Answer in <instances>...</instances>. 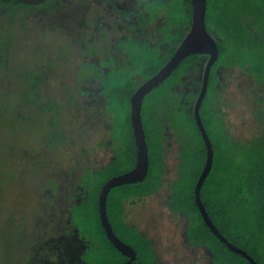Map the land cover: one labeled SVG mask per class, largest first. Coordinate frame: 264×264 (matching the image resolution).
Here are the masks:
<instances>
[{"label":"trees","instance_id":"trees-1","mask_svg":"<svg viewBox=\"0 0 264 264\" xmlns=\"http://www.w3.org/2000/svg\"><path fill=\"white\" fill-rule=\"evenodd\" d=\"M7 1L26 5L20 0ZM7 1L0 6L6 8V17L0 18V57L9 54L12 48L9 36L13 24L8 9L11 14L24 15L23 9ZM140 2L144 10L140 18L142 27L165 18L158 27L162 36L159 44L152 45L142 34L119 38L115 42L116 49L124 54L126 62L118 63L117 55L101 58L98 64L81 61L76 73L78 83L93 77L99 82L105 111L110 116L108 130L114 151V158L102 167L84 169L80 181L84 186L83 195L79 202L71 205L72 224L85 243L82 264H158L153 239L127 220V203L131 198L150 195L165 184L168 132L176 139L179 158L177 175L169 184V207L175 214L187 216L186 234L190 245L210 249L213 264H264V127L249 139L235 137L228 125V112L219 87L221 68L247 69L263 87L257 113L264 120V0L207 1L206 24L217 39L219 54L211 68L207 93L200 107L214 147L213 164L201 188L202 201L220 232L249 256L222 241L206 223L196 203L194 190L206 162L207 148L194 115L198 93L185 92L178 86L186 76L200 71L202 53L187 55L163 82L146 94L142 120L148 142V174L143 180L116 185L108 194L107 213L113 229L136 251L130 262L131 256L119 250L106 234L98 204L101 188L110 177L133 168L137 160L131 97L137 87L168 60L161 55L160 44H171V55L192 19L191 0ZM90 51L95 52V49L92 47ZM30 64L32 67H26L24 74L18 72L22 78L14 77L24 83L19 87L34 103L35 98L41 99L42 93H47L46 79L40 72L43 63ZM44 109L40 104L39 111L35 110L33 115H43ZM56 114L60 116L61 111ZM44 116L50 122L55 118L53 113Z\"/></svg>","mask_w":264,"mask_h":264},{"label":"rangeland","instance_id":"rangeland-1","mask_svg":"<svg viewBox=\"0 0 264 264\" xmlns=\"http://www.w3.org/2000/svg\"><path fill=\"white\" fill-rule=\"evenodd\" d=\"M5 1L0 0V6ZM46 1L36 7L7 1L23 9L24 15L8 9L12 48L0 57V264L83 263L85 243L72 224L71 205L83 195L84 169L102 167L114 158V151L99 82L93 77L78 83L77 69L81 61L98 64L109 55H117L118 63L126 62L124 54L116 52V39L139 29L157 44L158 27L165 20L140 28L136 0ZM3 17L6 8L0 7ZM147 27L149 32L144 33ZM169 46L161 44L167 59ZM207 59L201 57L200 71L186 76L178 89L200 92ZM31 62L43 63L40 72L47 83V93L34 103L19 87L24 83L14 77L22 78L18 72L32 67ZM219 74L228 125L235 137L249 139L264 127L257 113L263 87L239 66L223 67ZM39 103L45 112L35 117ZM45 113L54 114L52 122ZM166 147L165 184L150 195L131 198L127 220L153 239L158 264H213L210 249L190 245L187 216L169 207V184L179 162L178 144L170 132ZM39 247L43 253L34 255Z\"/></svg>","mask_w":264,"mask_h":264},{"label":"water","instance_id":"water-1","mask_svg":"<svg viewBox=\"0 0 264 264\" xmlns=\"http://www.w3.org/2000/svg\"><path fill=\"white\" fill-rule=\"evenodd\" d=\"M20 1L31 4H39L44 2L45 0H20ZM207 1L208 0H191L192 19L186 35L181 40V42L175 49L174 53L172 54V56L168 58V60L165 62V64L155 74L145 79L133 93L131 97V122L133 126L135 143L137 147L136 164L133 168L110 177L103 184L99 194L98 204H99L100 218L102 224L105 227L106 234L119 250L131 256L128 262H130L132 258L135 256L136 251L132 247V245L124 241L114 231L112 223L110 222L107 213V197L112 187L116 185L124 184L126 182L140 181L147 176L149 171V155H148V142L146 139V132L142 120L143 100L149 91H151L154 87L158 86L161 82H163L171 74V72L180 64L182 59L191 53H202L208 55V59L203 73L202 86L194 104V115L196 118V122L202 133L207 148L206 162L197 180L194 190L196 203L206 223L210 226L213 232L222 241L226 242L231 249L238 252H243L246 255H248L245 250L233 244L232 241H230L223 233L220 232L219 228L216 226V224L210 217L201 197L202 185L207 175L209 174L213 164L214 147L212 140L203 123L200 114V107L207 93L211 68L219 54V46L217 39L210 32L206 24ZM251 260L253 261L252 258Z\"/></svg>","mask_w":264,"mask_h":264},{"label":"flooded vegetation","instance_id":"flooded-vegetation-1","mask_svg":"<svg viewBox=\"0 0 264 264\" xmlns=\"http://www.w3.org/2000/svg\"><path fill=\"white\" fill-rule=\"evenodd\" d=\"M46 1V0H45ZM137 1V4H138V6H139V9H140V18L142 17V14H143V8H142V3L140 2V0H136ZM111 4L115 7V8H117L116 7V5H115V3H113V2H111ZM122 12H124V13H127V11H123V10H121ZM148 12H146L145 14H147ZM160 19V18H159ZM138 24H139V27L140 28H142V26L140 25V19H139V21H138ZM146 26H149V24H147ZM149 27L148 28H145L144 29V33H146V32H149ZM188 29H189V27H188ZM188 31V30H187ZM187 33V32H186ZM142 34V32H140V30L139 29H136L133 33H130V34H128V35H126V36H129V35H133V36H136V37H138V36H140ZM160 34V33H159ZM161 35V34H160ZM186 35V34H185ZM184 35V36H185ZM126 36H124V37H126ZM123 36L122 37H119V38H124ZM119 38H117L116 39V41L119 39ZM144 38H146L150 43H151V38L150 37H148V36H145ZM161 38H162V36H161ZM161 38H160V40H161ZM184 38V37H183ZM182 38V39H183ZM181 39V40H182ZM181 40L176 44V48H177V46L179 45V43L181 42ZM115 41V42H116ZM152 44V43H151ZM157 44H159V42L157 43ZM161 44H164V43H161ZM161 44H160V50H161ZM167 44H169V43H167ZM114 45H115V43H114ZM152 45H156V44H152ZM171 45V44H170ZM169 48H170V46H169ZM175 48V49H176ZM115 49H116V45H115ZM116 52H117V49H116ZM118 53V52H117ZM174 53V52H173ZM172 53V54H173ZM172 54L170 55V53H169V58L172 56ZM161 55H162V50H161ZM204 55H207V54H204ZM109 56H112V55H109ZM114 56V55H113ZM163 56V55H162ZM208 56V55H207ZM124 57V56H123ZM164 57V56H163ZM165 58V57H164Z\"/></svg>","mask_w":264,"mask_h":264},{"label":"crops","instance_id":"crops-1","mask_svg":"<svg viewBox=\"0 0 264 264\" xmlns=\"http://www.w3.org/2000/svg\"><path fill=\"white\" fill-rule=\"evenodd\" d=\"M196 246H200V245H196ZM37 253L42 254V253H43L42 248L39 247L38 250H37V248H36V249H35V253H34V255H36ZM31 255H33V249H32V254H31ZM38 261H40L39 258H38Z\"/></svg>","mask_w":264,"mask_h":264}]
</instances>
